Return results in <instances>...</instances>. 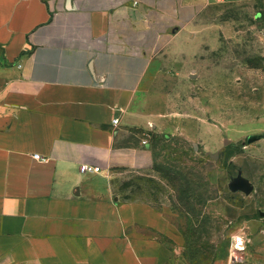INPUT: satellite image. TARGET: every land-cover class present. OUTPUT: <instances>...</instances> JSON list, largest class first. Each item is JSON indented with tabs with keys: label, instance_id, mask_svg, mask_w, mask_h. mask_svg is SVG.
Instances as JSON below:
<instances>
[{
	"label": "crops",
	"instance_id": "1",
	"mask_svg": "<svg viewBox=\"0 0 264 264\" xmlns=\"http://www.w3.org/2000/svg\"><path fill=\"white\" fill-rule=\"evenodd\" d=\"M223 1L0 0V264H173L166 211L111 180L154 171L145 79Z\"/></svg>",
	"mask_w": 264,
	"mask_h": 264
},
{
	"label": "rangeland",
	"instance_id": "2",
	"mask_svg": "<svg viewBox=\"0 0 264 264\" xmlns=\"http://www.w3.org/2000/svg\"><path fill=\"white\" fill-rule=\"evenodd\" d=\"M173 50V51H172ZM160 58L144 89L158 102L149 141L155 164L178 176L173 187L155 169L111 180L124 200L166 211L157 237L173 264H252L264 259V0L208 6ZM250 136H257L249 143ZM242 177L253 191H235ZM244 240L245 250L235 244Z\"/></svg>",
	"mask_w": 264,
	"mask_h": 264
},
{
	"label": "built area",
	"instance_id": "3",
	"mask_svg": "<svg viewBox=\"0 0 264 264\" xmlns=\"http://www.w3.org/2000/svg\"><path fill=\"white\" fill-rule=\"evenodd\" d=\"M115 123H118V120L116 119L115 121H114ZM146 137H148V135L146 134ZM144 143H146V141H144ZM34 158L35 159H40V160H43V161H45L46 160V158H43V157H41L40 155H38V154H35L34 155ZM81 171L82 172H85V173H89V174H96V173H99L100 171H101V168L100 167H98V166H94V165H82L81 166ZM245 241L242 239V240H240L239 242H237L236 244H235V249H237L238 251H244L245 250Z\"/></svg>",
	"mask_w": 264,
	"mask_h": 264
},
{
	"label": "water",
	"instance_id": "4",
	"mask_svg": "<svg viewBox=\"0 0 264 264\" xmlns=\"http://www.w3.org/2000/svg\"><path fill=\"white\" fill-rule=\"evenodd\" d=\"M256 139H258L257 136H250L248 138V142L249 143H252L254 142ZM232 188L233 190L235 191H238V190H243L245 191L247 194H250L252 191H253V185L250 181L246 180V179H243L241 176L238 177L232 184Z\"/></svg>",
	"mask_w": 264,
	"mask_h": 264
},
{
	"label": "trees",
	"instance_id": "5",
	"mask_svg": "<svg viewBox=\"0 0 264 264\" xmlns=\"http://www.w3.org/2000/svg\"><path fill=\"white\" fill-rule=\"evenodd\" d=\"M154 169L157 171V172H159V173H161V174H163V178L165 179V180H167L173 187H178V185H179V183H178V176H176V175H172L171 174V169L170 168H167V169H165L164 167H162L161 165H158V164H155L154 165ZM179 186H181V185H179Z\"/></svg>",
	"mask_w": 264,
	"mask_h": 264
}]
</instances>
